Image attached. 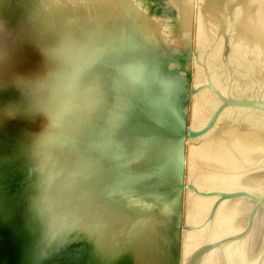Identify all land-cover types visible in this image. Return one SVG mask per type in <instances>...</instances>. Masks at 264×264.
<instances>
[{"label":"water","instance_id":"1","mask_svg":"<svg viewBox=\"0 0 264 264\" xmlns=\"http://www.w3.org/2000/svg\"><path fill=\"white\" fill-rule=\"evenodd\" d=\"M0 264H264V0H0Z\"/></svg>","mask_w":264,"mask_h":264}]
</instances>
